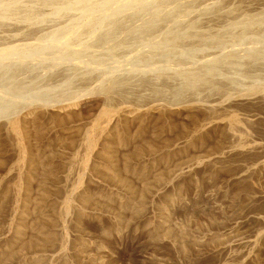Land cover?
<instances>
[{
	"label": "rangeland",
	"instance_id": "374dc122",
	"mask_svg": "<svg viewBox=\"0 0 264 264\" xmlns=\"http://www.w3.org/2000/svg\"><path fill=\"white\" fill-rule=\"evenodd\" d=\"M11 1L0 264H264V0Z\"/></svg>",
	"mask_w": 264,
	"mask_h": 264
},
{
	"label": "bare ground",
	"instance_id": "6f19581e",
	"mask_svg": "<svg viewBox=\"0 0 264 264\" xmlns=\"http://www.w3.org/2000/svg\"><path fill=\"white\" fill-rule=\"evenodd\" d=\"M42 1V3L44 4L45 2V4H48L49 6H53L52 4L56 1V0H54V2H51V1H53V0H41ZM40 1V2H41ZM90 1V0H89ZM88 1V2H89ZM145 0H99L98 1V3H97V7H99L98 8V10H100V9H107V8H109L110 6H111V4L112 3H114V5H116L117 6V8H118V6H119V11H121V10H123L124 8V5L126 4V3H130L131 5H132V3H133V5L135 4V5H137L138 6V8L141 6L140 4L142 3V2H144ZM39 2V3H40ZM49 2V3H48ZM87 2V3H88ZM14 2L13 1H11V0H0V8L2 9L3 8V10H6V9H14V4H13ZM56 4H57V2H55ZM128 3V4H129ZM167 3V2H166ZM177 3V2H176ZM10 4V7L8 6ZM84 4V3H83ZM128 4L126 5L127 7H128ZM129 4V5H130ZM189 4V3H188ZM11 5H13V6H11ZM135 5H134V7H135ZM27 6V5H26ZM115 6V7H116ZM136 6V7H137ZM90 7V6H89ZM112 7H113V5H112ZM111 7V8H112ZM5 8V9H4ZM26 8V7H25ZM0 9V10H1ZM33 9V8H32ZM133 9V8H132ZM2 10V11H3ZM94 10V9H93ZM95 10H97L96 8H95ZM2 11H0V15H2L3 13H2ZM167 11V10H166ZM5 12V11H4ZM53 12H54V10H53ZM89 13V12H88ZM222 13V12H221ZM10 14V13H9ZM84 14H86V13H84ZM4 15V14H3ZM30 15V14H29ZM150 16V15H149ZM148 16V17H149ZM159 16V15H158ZM3 17V16H2ZM5 17V16H4ZM93 17V16H92ZM161 17V16H160ZM29 18H30V16H27L25 19H26V21H28L29 20ZM91 18V17H90ZM99 18V17H98ZM133 19V18H132ZM30 21V20H29ZM100 22V21H99ZM128 23V22H127ZM134 24V23H133ZM139 25V24H138ZM18 26V25H17ZM149 26V25H148ZM138 27V26H137ZM88 28V27H87ZM61 29V28H60ZM72 29V28H71ZM115 30V29H114ZM119 30V29H118ZM65 31V30H64ZM158 31V30H157ZM67 33L68 34H74V30L72 29L71 31L70 30H67ZM67 33L66 32H64V34L62 35V33H61V35L63 36H60V37H56L57 35H59L58 33H56V36L55 35H50V37H48V39L46 40V41H43L44 39H45V37L44 38H39V40L38 41H40L39 42V44H37L36 45V47H37V49H39V48H43V49H41V50H44V48H46L47 49V47H49V49L50 48H54V45L56 46V43L57 44H62L63 42L61 41V39H63V41H64V37L67 35ZM95 33V32H94ZM98 34V33H97ZM145 34V33H144ZM71 35H69L70 37H71ZM103 35H105V34H103ZM39 37V36H38ZM62 37V38H61ZM109 37V36H108ZM123 37V36H122ZM164 37V36H163ZM52 38H59L55 43L54 42H52L53 40H52ZM66 39V38H65ZM68 39H69V37H68ZM119 41V40H118ZM167 41V40H166ZM62 42V43H61ZM64 42H67V40H65ZM93 42V41H92ZM54 44V45H53ZM63 44H65V43H63ZM142 44V43H141ZM58 46V45H57ZM56 46V47H57ZM68 46V45H67ZM116 46V45H115ZM65 49V48H64ZM34 50H36V49H34ZM34 50H32L33 52H26L25 51V49H24V51L26 52V53H28L27 54V56L29 55H31V57H32V53H34L35 54V52H34ZM79 50V49H78ZM198 50V49H197ZM9 51V52H8ZM7 52H5V53H3V55L4 54H7V57H6V55L4 56V57H6V58H8V55H10V54H12L13 53V51L14 50H8ZM12 52V53H11ZM40 52V51H39ZM52 52V51H51ZM60 52V51H59ZM112 52V51H111ZM38 53V52H37ZM37 53L35 54V55H33L34 57V59H35V57H37ZM41 53V52H40ZM61 53V52H60ZM94 53V52H93ZM110 53V52H109ZM96 54V53H95ZM140 54H141V52H140ZM2 54L0 53V58H2V56H1ZM24 55V54H23ZM47 55V54H46ZM48 56V55H47ZM52 56V55H51ZM58 57V56H57ZM76 57V56H75ZM144 57V56H143ZM30 58V57H29ZM50 58V57H49ZM142 58V57H141ZM4 59V58H3ZM31 59V58H30ZM42 59V58H41ZM46 59H48V58H46ZM55 59V58H54ZM12 60V59H11ZM35 60H37V59H35ZM44 60V59H43ZM52 60V59H51ZM82 60V59H81ZM42 61V60H41ZM119 62V61H118ZM48 63V62H47ZM121 63V62H120ZM128 63V62H127ZM151 63V62H150ZM10 65V64H9ZM98 65V64H97ZM119 65V64H118ZM122 65V64H121ZM16 66V65H15ZM18 67V66H17ZM35 72V71H34ZM2 74V73H1ZM11 77V76H10ZM177 77V76H176ZM160 78V77H159ZM15 79V78H14ZM21 82V81H20ZM113 82V81H112ZM9 87V86H8ZM35 89V88H34ZM102 89V90H101ZM100 89V91H104L103 90V88H101ZM105 89V88H104ZM8 90V89H7ZM93 90V89H92ZM97 89H95L94 91H95V93L96 92H98V93H101V92H99V91H96ZM106 90V89H105ZM4 92V91H3ZM9 92V91H8ZM85 92H87V91H85ZM108 94H106L105 93V96H103L104 97V99H105V101L107 100V99H109L108 98V95H110L109 94V92H111V91H109L108 92V88H107V91H106ZM103 93V92H102ZM101 93V94H102ZM16 94V93H15ZM72 94V93H71ZM257 94V93H256ZM21 97V96H20ZM27 97V96H26ZM78 97H79V95H78ZM83 97V96H82ZM110 97V96H109ZM17 99V98H16ZM30 99V98H29ZM40 100H41V98H40ZM11 101V100H10ZM69 101V100H68ZM108 101V100H107ZM31 102V101H30ZM39 102V101H38ZM42 103V102H41ZM50 103V102H49ZM104 103V102H103ZM71 105V104H70ZM73 105V104H72ZM9 107V106H8ZM7 107V108H8ZM48 107V106H47ZM104 108V107H103ZM116 108V107H115ZM128 108V107H127ZM5 109V108H4ZM109 109V108H108ZM108 109H104V110H102L101 112H100V117L102 116V117H106V118H108V117H110V115H111V112H110V110H108ZM6 110V109H5ZM4 110V111H5ZM1 111V110H0ZM3 110H2V112H4ZM9 111V110H8ZM11 113H12V111H11ZM10 113V114H11ZM3 115H4V113H3ZM9 116V115H8ZM12 116V115H11ZM105 117H104V119H105ZM9 119H8V121H9V123H10V129L12 130V131H14V133H16V129H19V128H16V124L18 125V122L15 120V118L13 117H8ZM109 119V118H108ZM97 121V125H99L98 123H99V121L98 120H96ZM230 123V122H229ZM93 124V123H92ZM94 124H95V122H94ZM92 127H94V128H97L98 126H95V125H93ZM93 130V129H92ZM94 131V130H93ZM102 134V133H101ZM20 135V134H19ZM93 135V134H92ZM99 136V135H98ZM92 138V137H91ZM90 137L87 139V141H88V146L89 147H91V145L93 144L92 143V141H94L93 140V138L91 139ZM23 148V147H22ZM17 162V161H16ZM66 203V202H65ZM67 208V207H66Z\"/></svg>",
	"mask_w": 264,
	"mask_h": 264
}]
</instances>
